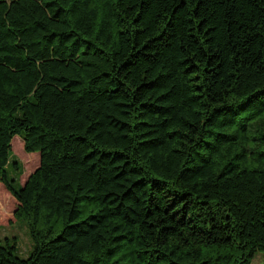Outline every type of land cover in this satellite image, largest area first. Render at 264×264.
<instances>
[{
	"label": "trees",
	"instance_id": "trees-1",
	"mask_svg": "<svg viewBox=\"0 0 264 264\" xmlns=\"http://www.w3.org/2000/svg\"><path fill=\"white\" fill-rule=\"evenodd\" d=\"M0 184V264H250L264 0H0Z\"/></svg>",
	"mask_w": 264,
	"mask_h": 264
},
{
	"label": "rangeland",
	"instance_id": "rangeland-1",
	"mask_svg": "<svg viewBox=\"0 0 264 264\" xmlns=\"http://www.w3.org/2000/svg\"><path fill=\"white\" fill-rule=\"evenodd\" d=\"M18 136L15 140V148H12L14 157L20 161L23 167V174L20 181L23 182L26 176L37 166V157L30 158L38 152H24L21 149V143ZM32 160V162H31ZM33 162L35 164H33ZM31 163V164H30ZM16 207V201L13 196L0 184V237H15L17 245V255L20 257H27L31 252L32 240L29 236L27 226L24 221L15 220L13 211ZM263 251H257L251 259L250 264H262Z\"/></svg>",
	"mask_w": 264,
	"mask_h": 264
}]
</instances>
